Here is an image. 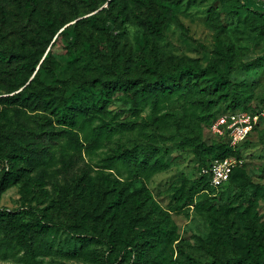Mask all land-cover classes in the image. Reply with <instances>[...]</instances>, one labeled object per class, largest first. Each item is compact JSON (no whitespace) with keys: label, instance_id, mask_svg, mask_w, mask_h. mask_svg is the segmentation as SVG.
<instances>
[{"label":"rangeland","instance_id":"1","mask_svg":"<svg viewBox=\"0 0 264 264\" xmlns=\"http://www.w3.org/2000/svg\"><path fill=\"white\" fill-rule=\"evenodd\" d=\"M112 1L36 0L24 18L15 3L11 4L10 25L5 31L16 33L17 38L29 13L40 25L53 24L51 32L37 38L34 46L36 57L43 51L36 80L54 96L69 105L91 96L93 80L113 81L124 76L130 81H154L161 74L199 72L208 66L217 72L208 70L201 82L209 80L219 89L225 80L233 87L247 83L250 93L239 94L243 102L232 109L235 90L231 85L217 94L191 95L187 90L179 96H164L155 106H142L135 115L129 96L117 94L109 110L120 115L117 122L129 121L135 129L100 145L85 140L77 130V137L65 133L47 168H32L10 156V147L1 142L4 133L13 140L24 136L34 126L32 115L43 113L0 103V150L6 153L0 161V212L21 213L27 217L24 220L52 215L67 225L51 224L48 233V243L60 252L33 257L25 250L16 252L17 248L5 251L0 242V264H219V256H212L219 250V239L230 251H247L250 219L264 224V117L235 148L240 157L233 158L241 162L232 182L216 191L193 192L202 165L226 141L210 132V121L233 111L264 112V67L244 70L247 63L264 58V0H233L228 8L217 0H168L130 9ZM90 7L94 10L88 11ZM93 14L98 16L102 33H95L84 22ZM219 23L228 26L225 32H220ZM3 46L14 45L5 40ZM15 67L13 62L14 75L0 70V97L10 95V89L27 78L25 71L16 74ZM54 128L62 130L57 125ZM137 146L157 150L154 168L140 172L116 164L113 170L106 169L111 163L108 159ZM103 185L111 193L106 201L109 209L101 215L95 210L96 187ZM233 191L242 195L241 210L253 198L246 222L233 212L225 214V209L238 206L227 200ZM89 238L97 241L93 247L96 260L62 254ZM14 242L6 239L7 247Z\"/></svg>","mask_w":264,"mask_h":264},{"label":"trees","instance_id":"2","mask_svg":"<svg viewBox=\"0 0 264 264\" xmlns=\"http://www.w3.org/2000/svg\"><path fill=\"white\" fill-rule=\"evenodd\" d=\"M80 1L83 2L84 0ZM167 1L168 0H113L112 2L124 4L125 9H130V6L135 7L137 5H144L145 3L153 4ZM232 1L233 0H217L223 8L230 7L227 3H231ZM12 3H15L16 10L19 11L18 13L22 18L26 16L25 13L27 12V8L36 6V0H11L6 2L0 0V70L9 75H14V71L11 70V66L14 62L16 74L25 71L28 76L18 87L10 89V95L0 97V103L8 108L23 109L25 111L40 112L43 114L42 116L32 115L33 117L31 120L34 126L31 127L24 136L17 137L13 140L10 134L6 135L4 133L1 142L10 147V156L23 160L28 163V165L32 166V168L48 167V164L54 159V150L58 142L65 136V133L77 137L75 131L77 130L83 134L85 140L88 138L90 141H94L95 145H100L101 141L110 142L115 136L124 135L125 132L134 130L135 126L129 121L126 123L121 121L117 122L120 115L118 113H111L109 110V104L112 98L117 94L123 93L129 96L132 105L130 108L131 110L133 108L132 112L136 113L142 106L149 104L155 106L157 103H160L164 96L173 94L179 96L187 90H189L191 95L197 93L204 95L206 91H214L217 94L231 85L232 90H235L230 103L232 109H235L237 105L243 102H240L239 94L250 93V88L247 83H238L233 87L230 81L225 80L224 87L219 89V87H212V85L208 83L209 80L201 82V80H205L208 70L217 72L214 66H208L199 72L191 70V73H188L182 70L168 77L161 74L160 79L154 81L147 78L141 81H130L124 79V76H117L113 81L93 80L90 81V87L94 90L91 96L82 97L68 105L65 100L54 96L51 93V89L41 86L35 77L38 73L36 65L43 51L36 57L38 50H36L34 42L37 38H44L53 24H45V26L40 25L41 22L39 20L33 21L29 13V20L27 19L25 23H22L21 28H19L18 38L15 36L16 33L14 32L10 34L7 33L5 28L10 25L9 18L12 12ZM92 10H94V7H90L88 11ZM84 22L87 23L95 33H102L104 30L103 27L100 26L101 24L97 14L87 17ZM219 27H221L220 32H225L228 28V26L223 23H219ZM58 36L59 35H57V37ZM57 37H55V39ZM5 40L8 41L10 45L14 46L6 48V46H3ZM45 42H47V40ZM115 46L116 45H114V47ZM32 50L34 51L32 52ZM40 66L41 65H39V67ZM177 67L182 66L181 64H177ZM262 67H264V58H258L255 59L254 62L247 63L244 70L248 71L252 68ZM30 76L33 77L31 80H29ZM20 87L22 88L19 89ZM151 99H153V102L150 101ZM234 112L238 111H233L231 113ZM219 116L220 115L217 117ZM217 117L210 121L208 128ZM95 122H97V124L91 127ZM55 125L62 127V130H55ZM121 138L122 137L116 139V141L118 140L117 143L121 141ZM225 140V143L219 145L217 148L219 151L213 154V159L202 165L203 168L209 167L211 162L215 159L240 157L237 149H232L229 146L227 137ZM70 142L71 145L75 143L73 138ZM76 144L82 146V143L77 139ZM208 150L209 154H211L212 150L210 148H208ZM156 151L155 148L150 149L137 146L129 153L121 151L118 155L112 157V159H108L111 163L105 166H108L106 169L113 170L116 164L122 166L129 165L134 167L136 171L143 172L157 165V158L155 157ZM5 156L6 153L0 150V161H3ZM236 172V168L233 169L228 181L219 187V189L230 184L238 175ZM14 180H16L15 175L12 177V181ZM96 188L98 204L95 210H100V214L104 215L109 209V204L107 205L106 201L111 193V189L108 185H103L100 188L97 186ZM207 189L210 191L217 190L210 186L209 177L200 173L198 180L194 183L193 192L197 194L199 191H207ZM229 196L227 200L230 202H238V206L225 209V214L233 212L240 217L242 222H246L250 218L248 214L253 198L249 201L247 207L241 210V203L239 200L242 195L233 191L232 195ZM116 203L118 206L120 205L118 199ZM25 218L27 217L17 212H0V233L2 232L4 237L0 239V242L5 245V247H3L5 251L17 248V250H15L16 252L25 250V253L33 257H46L55 252H60L54 249L53 244L48 243L47 237L52 225H59L61 228H66V223L56 218L54 219L52 215L51 217H46L45 214H41L39 217L35 215L33 218L29 217L24 220ZM247 230V238L249 240V249L247 251H242L240 249H238V251H230L219 239V250L216 249L212 253V256H219V264H264V224L259 223L257 219H250ZM155 234H160V231ZM6 239L13 242L15 241V245L7 247ZM96 243L97 241L91 238L81 240L61 252L66 257H81L87 260L93 258V260H96L93 249Z\"/></svg>","mask_w":264,"mask_h":264},{"label":"built area","instance_id":"3","mask_svg":"<svg viewBox=\"0 0 264 264\" xmlns=\"http://www.w3.org/2000/svg\"><path fill=\"white\" fill-rule=\"evenodd\" d=\"M262 117H264V112L238 111L222 114L213 121L209 129L217 137L226 136L229 146L235 149L248 137ZM240 162L239 159L233 157L215 159L209 167L201 170V174L209 177L212 188L218 189L228 181L231 172Z\"/></svg>","mask_w":264,"mask_h":264}]
</instances>
